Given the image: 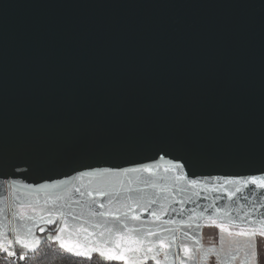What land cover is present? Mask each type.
Listing matches in <instances>:
<instances>
[{
	"label": "water",
	"instance_id": "water-1",
	"mask_svg": "<svg viewBox=\"0 0 264 264\" xmlns=\"http://www.w3.org/2000/svg\"><path fill=\"white\" fill-rule=\"evenodd\" d=\"M168 160L201 182L185 209L215 203L238 217L249 206L211 188L215 177L264 174V0H0L6 230L20 200L43 205L45 192L25 185Z\"/></svg>",
	"mask_w": 264,
	"mask_h": 264
},
{
	"label": "snow or ice",
	"instance_id": "snow-or-ice-1",
	"mask_svg": "<svg viewBox=\"0 0 264 264\" xmlns=\"http://www.w3.org/2000/svg\"><path fill=\"white\" fill-rule=\"evenodd\" d=\"M183 167V164L172 160L164 165L157 161L138 168H97L73 178L87 176L86 184L68 186L66 181H56L38 186L25 185L27 192H45L43 205L39 206V199L19 201L18 211L14 214L18 223L11 239L0 220V254L10 264L26 260L27 254L36 252L42 243L36 230L45 232L46 229L39 227L40 222L55 224L59 219L62 223L57 235H49L48 239L58 241L62 249L76 257L91 259L93 254H98L106 262L119 261L122 264H146L149 259L155 264H177V261L179 264H207L214 254L218 264H232L238 258L240 264H258L257 237L264 239V211H260L264 209V174L213 178L223 183L219 188L213 185L211 191L223 189L230 200L240 194L241 199L249 201L247 208L240 205L246 210L237 217L226 209L218 208L215 203L200 211L197 210L201 208L199 204L185 209V198L188 203H194L187 193L199 196L200 193L193 190L201 187V182L189 179L183 171L177 175V170ZM128 173L149 175L138 177L126 185L120 177ZM141 184L157 191L149 195L140 187ZM15 185L14 181V191L18 192ZM202 187L207 188V183ZM98 197L106 198V202ZM174 203H179L181 208L173 207ZM73 204L79 206V212L73 209ZM156 204L159 207L152 208ZM141 211H148L152 220H142ZM185 211L188 212L186 219L176 218L182 217ZM170 213L175 215L170 216ZM165 216L170 218L163 219ZM202 225L220 230L219 249L215 246L205 248L201 243ZM178 231L183 236L179 243L175 234ZM225 233L230 238L227 251L224 249ZM177 249L182 250L183 256Z\"/></svg>",
	"mask_w": 264,
	"mask_h": 264
},
{
	"label": "flooded vegetation",
	"instance_id": "flooded-vegetation-1",
	"mask_svg": "<svg viewBox=\"0 0 264 264\" xmlns=\"http://www.w3.org/2000/svg\"><path fill=\"white\" fill-rule=\"evenodd\" d=\"M8 216L10 218V212L9 211H8ZM13 216H14V212H13ZM17 223H18V221H16L15 218H13V222H11V221L9 222L7 233H8V236L10 237V239L13 238V236H14L13 229H15V227L17 226ZM61 223H62V221H60L58 219L55 224H39L40 228L46 229L45 232H40L38 229L36 230V234L38 236H40L42 243L40 244V246L36 252H34V253L29 252L28 255L32 256L35 254L45 253L48 250L61 251V252L69 253L59 246L58 241H51L48 239L49 235H57V230L61 226ZM89 230L91 231V229H89ZM224 235H225L224 249H225V251H227V249H228L227 241L230 238L227 236V233H225ZM257 241H258V264H264V239L257 237ZM177 242L179 243V241H177ZM202 244L204 245L205 248L215 246L217 249H219L221 247L220 246V230L216 227H209L207 225H203ZM18 250H19V247H18ZM177 251L180 253V249H177ZM96 255H98V254H93L92 257H94ZM180 255L183 256L182 253H180ZM241 258H242V254H241ZM160 259L161 260L163 259L162 255H161ZM112 262H114L116 264H122V262H119V261H112ZM146 264H155V262L152 261L151 259H149L146 262ZM177 264H179V261H177ZM207 264H218L217 257L214 254L211 255ZM232 264H240V258H238L237 260L232 262Z\"/></svg>",
	"mask_w": 264,
	"mask_h": 264
},
{
	"label": "trees",
	"instance_id": "trees-1",
	"mask_svg": "<svg viewBox=\"0 0 264 264\" xmlns=\"http://www.w3.org/2000/svg\"><path fill=\"white\" fill-rule=\"evenodd\" d=\"M0 262L10 264L9 261L4 259L3 254H0ZM77 262V257L72 254L48 250L45 253L29 256L26 261L18 264H77ZM89 264H92V262H89Z\"/></svg>",
	"mask_w": 264,
	"mask_h": 264
},
{
	"label": "crops",
	"instance_id": "crops-1",
	"mask_svg": "<svg viewBox=\"0 0 264 264\" xmlns=\"http://www.w3.org/2000/svg\"><path fill=\"white\" fill-rule=\"evenodd\" d=\"M77 264H89V262H92V264H116L114 262H106L103 260L102 257L96 255L92 257L91 259L85 258V257H77ZM0 264H3L0 262Z\"/></svg>",
	"mask_w": 264,
	"mask_h": 264
},
{
	"label": "built area",
	"instance_id": "built-area-1",
	"mask_svg": "<svg viewBox=\"0 0 264 264\" xmlns=\"http://www.w3.org/2000/svg\"><path fill=\"white\" fill-rule=\"evenodd\" d=\"M26 260H27V259H26ZM26 260H24V261H26ZM24 261H19V260H17L15 263L18 264V263H20V262H24Z\"/></svg>",
	"mask_w": 264,
	"mask_h": 264
},
{
	"label": "rangeland",
	"instance_id": "rangeland-1",
	"mask_svg": "<svg viewBox=\"0 0 264 264\" xmlns=\"http://www.w3.org/2000/svg\"><path fill=\"white\" fill-rule=\"evenodd\" d=\"M19 251H20V249H19Z\"/></svg>",
	"mask_w": 264,
	"mask_h": 264
}]
</instances>
